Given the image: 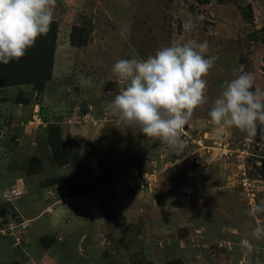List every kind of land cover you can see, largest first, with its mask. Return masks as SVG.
<instances>
[{
  "label": "rangeland",
  "instance_id": "374dc122",
  "mask_svg": "<svg viewBox=\"0 0 264 264\" xmlns=\"http://www.w3.org/2000/svg\"><path fill=\"white\" fill-rule=\"evenodd\" d=\"M55 33L50 78L0 86V264H32L41 241L61 264H264V214H247L264 203V125L208 115L241 65L264 90V0H55ZM188 40L218 59L174 149L117 122L112 67Z\"/></svg>",
  "mask_w": 264,
  "mask_h": 264
},
{
  "label": "clouds",
  "instance_id": "9594fccd",
  "mask_svg": "<svg viewBox=\"0 0 264 264\" xmlns=\"http://www.w3.org/2000/svg\"><path fill=\"white\" fill-rule=\"evenodd\" d=\"M54 5L55 0H0V63L19 60L39 36L49 32ZM193 26L191 19L183 24L186 31ZM208 49L207 41L188 40L160 48L146 59L115 62L113 74L126 82L108 105L117 122L174 149L182 148L181 130L194 109L205 102L207 81L203 77L218 59L206 58ZM235 71L240 74L224 82L208 115L214 126L235 127L255 135L257 124L264 125V90L253 89L254 76L245 72L243 65ZM247 214H264V203L251 204ZM252 235L264 238V225L257 224ZM241 246L245 255L255 250L248 240Z\"/></svg>",
  "mask_w": 264,
  "mask_h": 264
},
{
  "label": "trees",
  "instance_id": "16d2710c",
  "mask_svg": "<svg viewBox=\"0 0 264 264\" xmlns=\"http://www.w3.org/2000/svg\"><path fill=\"white\" fill-rule=\"evenodd\" d=\"M55 40L56 33L41 35L36 39L35 46L26 58L11 60L7 64L0 63V86L25 82L38 83L50 78ZM32 53L38 58L34 63L29 61ZM45 69H48V72L45 73Z\"/></svg>",
  "mask_w": 264,
  "mask_h": 264
},
{
  "label": "crops",
  "instance_id": "0c3cea01",
  "mask_svg": "<svg viewBox=\"0 0 264 264\" xmlns=\"http://www.w3.org/2000/svg\"><path fill=\"white\" fill-rule=\"evenodd\" d=\"M62 211L63 210H58V211L55 212L54 215H58V213H61ZM64 212H66V214L68 213V217L70 216L69 207H68V212H67V209ZM50 247H51V245H45L41 241L39 243L38 249H40L42 254H39V255L33 254V256L35 255V257H34V261H33L32 264H61V262L58 259L57 255H54V254L51 253V248Z\"/></svg>",
  "mask_w": 264,
  "mask_h": 264
},
{
  "label": "built area",
  "instance_id": "2783aa9c",
  "mask_svg": "<svg viewBox=\"0 0 264 264\" xmlns=\"http://www.w3.org/2000/svg\"><path fill=\"white\" fill-rule=\"evenodd\" d=\"M201 142V141H200ZM227 146V144L226 145H224L223 147L224 148H227L226 147ZM18 193H20L19 191H17V188H14V189H12L10 192H9V194H18ZM4 229H11V227H8V228H4Z\"/></svg>",
  "mask_w": 264,
  "mask_h": 264
}]
</instances>
